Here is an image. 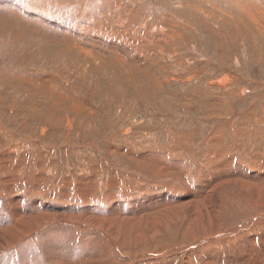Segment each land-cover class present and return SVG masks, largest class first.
<instances>
[{
	"label": "rangeland",
	"instance_id": "rangeland-1",
	"mask_svg": "<svg viewBox=\"0 0 264 264\" xmlns=\"http://www.w3.org/2000/svg\"><path fill=\"white\" fill-rule=\"evenodd\" d=\"M0 165V228L53 217L0 264H50L47 231L95 235L101 264H264V0H0ZM211 188L216 221L190 204L153 234L148 211L143 241L80 216L157 194L202 212Z\"/></svg>",
	"mask_w": 264,
	"mask_h": 264
},
{
	"label": "bare ground",
	"instance_id": "bare-ground-1",
	"mask_svg": "<svg viewBox=\"0 0 264 264\" xmlns=\"http://www.w3.org/2000/svg\"><path fill=\"white\" fill-rule=\"evenodd\" d=\"M152 158V157H150ZM144 160V159H143ZM144 162V161H143ZM142 162V163H143ZM139 164V162H138ZM141 164V163H140ZM142 165V164H141ZM140 165V167H141ZM1 166V165H0ZM143 166V165H142ZM4 169V168H3ZM162 171V170H161ZM160 172V171H159ZM168 172V171H167ZM3 175V173H1ZM10 174V173H9ZM87 174V173H86ZM11 176V175H10ZM9 176V178H11ZM88 176V175H87ZM83 177H84V174H83ZM263 177V176H262ZM34 180V178H33ZM3 181V179H2ZM14 181V180H13ZM32 181V179H31ZM6 184V183H5ZM4 184V185H5ZM88 184V183H86ZM7 185V184H6ZM1 186V185H0ZM220 186V185H219ZM219 186H217L219 188ZM2 187V186H1ZM194 187V186H193ZM217 189V188H216ZM216 189L215 188H211L210 191H207L206 192V196L205 197H202V200H205L206 199V203H204V205H206L207 207L205 209H203V211L201 212L200 210L202 209H199V206H203L202 202H192V203H183L179 206H176L174 207V204H171V205H164L162 203V200L160 198V196L157 194L153 197H150V198H146L145 197V200L143 201L142 199L140 200V204H137V206H133L134 208V214L133 215H129V216H124L122 214H120V211H119V208L116 207V206H113L114 208L112 209V218L109 219V215H108V212H103L105 211L102 207H101V204L100 206L95 203V202H92L91 204H89L88 206L86 207H82V214H80V216L83 215L84 213V216H82V222L84 223H87V227H88V230L91 229L92 231H90L89 235H93L94 233H103L102 232V229L104 228L103 224L107 226L108 230L112 233V235H117V233L119 232V228L121 226V224H123V222L126 224V228L128 227V225H131V233H133L134 235H136L137 233H141V230L142 228L144 227L142 225V227H138V226H135L134 222L136 221H139V220H142L144 221V214L148 211H150L152 214H156L155 212L158 211L157 214L161 213V214H165V217L163 219V221H155V222H152L151 218L149 219L148 217L146 218V224L147 223H150L151 226H152V229H153V234L155 233H158V232H161V228H162V225L163 224H166V225H169L171 224L174 219H175V216L178 215L179 213L181 212H184V209L187 207V206H191L190 204L192 205H196L197 204H200L198 205V207H196L198 213L197 215H199L201 213L203 214H206L209 218H212V221H216V206H217V202L215 201L216 199ZM7 190V189H6ZM195 190V189H194ZM196 191V190H195ZM41 192V191H40ZM13 193V192H12ZM194 191H192V196L193 197H199L198 196H194ZM197 193V191H196ZM203 193V192H202ZM15 194V193H14ZM145 194V193H144ZM107 195V194H106ZM128 195V194H127ZM204 195V194H202ZM201 195V196H202ZM8 196V195H6ZM10 196V195H9ZM147 196V195H146ZM150 196V195H149ZM111 196L109 195V197L106 196V198H110ZM15 198V197H13ZM52 198V197H51ZM114 198V196H113ZM162 198L166 199V200H171V201H175L177 198L176 196L172 195V194H163L162 195ZM218 198V197H217ZM219 199V198H218ZM217 199V200H218ZM18 201V200H17ZM216 202V203H215ZM66 203V202H65ZM83 203V202H82ZM60 204V203H59ZM85 204V202H84ZM202 204V205H201ZM12 205V204H11ZM47 205V204H46ZM187 205V206H186ZM75 206V205H74ZM73 206V207H74ZM10 207V206H8ZM36 207V206H35ZM50 208H53V204L52 205H49ZM192 207V206H191ZM205 207V206H204ZM15 208V207H14ZM37 208V207H36ZM10 210V208H9ZM14 210V209H13ZM42 210V209H41ZM52 210V209H51ZM57 210V209H56ZM81 210V209H80ZM55 211V210H54ZM193 211V214L196 215L194 209L192 210ZM13 212V211H11ZM16 212V211H15ZM19 212V210H18ZM22 213L24 214V217H22V220H23V223L26 224L27 228L25 226H23L22 224V227L21 228H18V222H20L18 219H16L15 221H18V222H13L12 220L10 221V224L9 222V225H7L6 227L4 228H0V250L5 248V247H8L10 246L11 244L14 243L15 239L19 238V236L21 237V233H28L30 231V226H35L37 225V220L39 221H46L48 220L49 218L53 219V217H51L50 215L48 216H42L40 215V210L38 209H35L33 208L30 212L28 211H25L22 210ZM16 214V213H15ZM79 214V213H78ZM153 214V215H154ZM156 214V215H157ZM22 215V214H21ZM26 215L30 216L31 217H27ZM105 215H107V217H105ZM146 215V214H145ZM184 215V214H183ZM191 215V214H190ZM210 215V216H209ZM54 218L55 217H61L60 219L61 220H65V221H71L70 219L72 218V216L76 217L77 215L76 214H72L70 215V213H67V211L64 210V212H55L54 213ZM135 217L136 219H133L132 218ZM155 216V215H154ZM212 216V217H211ZM14 217H18L17 215H15ZM13 217V218H14ZM158 218H161L159 217L158 215L156 216ZM12 218V219H13ZM21 218V216H20ZM85 218V219H84ZM143 218V219H142ZM153 218V217H152ZM192 218H197V217H193ZM156 219V218H155ZM154 219V220H155ZM198 219V218H197ZM14 220V219H13ZM56 220V219H55ZM60 220V221H61ZM76 220V219H75ZM57 221V220H56ZM195 221V220H194ZM196 221H199V220H196ZM211 221V220H210ZM77 222V221H76ZM80 222V221H79ZM201 222V221H200ZM51 223V222H50ZM196 223V222H195ZM14 224V225H13ZM29 224V225H28ZM76 224V223H74ZM143 224V222H142ZM80 225V224H79ZM82 225V224H81ZM196 225V224H195ZM13 226V227H12ZM59 226V225H58ZM105 226V227H106ZM201 226V223L200 225ZM206 227V226H205ZM27 230H26V229ZM83 227H81L82 229ZM22 229V231H21ZM63 230V229H62ZM77 230V229H76ZM87 231V230H85ZM89 232V231H88ZM86 232L85 236L88 235ZM215 232V231H214ZM84 233V231H83ZM108 233V232H107ZM28 235V234H27ZM44 235V234H43ZM46 235L49 237V245H50V248L52 249L51 250V253L49 256H46V261L50 262V264H101L103 263L105 260H103V255L100 256L99 252H100V249H101V245L98 243L99 242V239L97 237H95V235L92 237V236H88L87 237V246H85V249L83 250L82 248V242L85 241L84 239V236L82 235L81 239L79 240H75L74 242H71L70 244L71 245H64L63 242H62V239L65 237L63 236L62 234H58V233H49V231H47ZM42 236L40 237V240H44V237L46 236ZM102 235V234H101ZM133 235V236H134ZM26 236V235H25ZM24 236V237H25ZM110 236V235H109ZM136 236H140V235H136ZM67 237V236H66ZM92 237V238H91ZM208 237V236H207ZM220 237V236H219ZM109 238H112V237H109ZM141 240L143 241V237L140 236ZM207 239V238H206ZM27 240V238H26ZM52 241H57V244L56 245H51L50 243ZM231 241V240H230ZM21 242V240H20ZM113 243V242H112ZM263 243V242H262ZM47 244H45V248L47 247ZM93 245V246H92ZM123 245V244H122ZM238 245V244H237ZM16 246V245H15ZM111 246V245H110ZM11 247V246H10ZM9 247V248H10ZM43 250V249H42ZM3 251V250H2ZM63 252V253H61ZM86 252H88L89 254V258L87 259V262L85 260V257L83 255V253L85 254L86 256ZM178 253V252H177ZM60 254L62 255L60 257ZM109 255V254H108ZM114 255H117L118 256V253L117 251H114ZM45 256V255H44ZM61 258V259H60ZM171 258V257H170ZM232 258V257H231ZM230 258V259H231ZM4 259V258H3ZM110 259V262L109 264H118L120 262H118V260L115 258V257H109ZM220 259V258H219ZM232 260V259H231ZM138 261V260H137ZM137 261L135 262V264L137 263ZM169 261V260H168ZM166 261V262H168ZM47 262V263H48ZM17 263V262H16ZM244 263V262H243ZM43 264V263H42Z\"/></svg>",
	"mask_w": 264,
	"mask_h": 264
}]
</instances>
